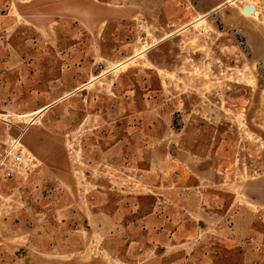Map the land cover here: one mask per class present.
Here are the masks:
<instances>
[{"label": "rangeland", "instance_id": "374dc122", "mask_svg": "<svg viewBox=\"0 0 264 264\" xmlns=\"http://www.w3.org/2000/svg\"><path fill=\"white\" fill-rule=\"evenodd\" d=\"M228 1L97 0L95 3L100 7L98 20L91 26L95 39L88 32L83 38L87 44L84 48V57L87 55L85 63L94 61L88 59V55L93 53L91 51L95 48L96 63L103 61L101 56H104L108 58L107 64H116L113 56L119 54L113 44L120 43L116 39L128 42L133 40L132 52L138 56L130 60L125 54L130 51L123 50L125 52L120 53L122 57H119L118 62L124 61L119 67L121 71L128 67L135 70L122 75L121 78H113L121 80L119 94L133 86L134 101L129 103L120 97L113 98L110 93L112 86L105 85V81V84L91 88L97 94L98 100L87 106L90 115L81 126V131L77 132L83 120V117L76 113L79 111L77 101L70 103V109L75 113L69 118H64L63 123L59 120L58 127L74 132V137H86L88 133L99 131L106 125L109 121L106 116L108 110L130 113V106L132 115H139L143 110L142 93L149 88L155 91L151 104L155 110L151 112L150 117H143L145 125L149 128L144 135L150 146L146 150L149 153L143 158L141 168L151 164L154 171L158 168L163 173L183 168L181 173L193 179L197 174L203 175L204 181L215 178L222 181L226 177L227 182L232 181L234 184L242 179L241 175L248 180L250 176L264 179V0H234L231 3ZM250 4L255 7L256 15L245 18L241 12L242 7ZM218 6L220 7L214 10ZM201 16L205 17L203 21L194 23ZM14 19L13 6L6 7L0 13V59L3 56L9 58L3 84L8 88V92L14 94L12 104L7 107L0 105V109L12 110L13 121L26 125L21 142L34 148L33 127L37 125L47 132L45 126H55L58 121H55L53 115L49 118L43 116L46 111L36 117L32 125L27 126L30 117L17 116L54 105V101L59 100V103L66 92L73 94L70 93V86H57L49 90L45 82L46 79L57 76L56 67L61 53L77 39L69 38L67 34L70 28H74L73 23L61 21L58 15L54 16L52 21L40 23L39 28L29 22ZM116 32H120V35L114 38ZM145 49L146 51L140 54ZM23 61L33 63L31 74L21 68ZM142 69L147 70L142 72ZM152 71L165 77L166 84L163 89L158 88ZM142 77L148 81H140L137 84L135 79ZM19 78L22 81L21 86H16V80ZM99 112H103V115ZM117 115L113 121L123 130V114ZM92 126L95 129L92 130ZM122 130L118 131L122 133ZM133 136L137 141V134L134 133ZM25 145L21 144L23 154L33 159ZM184 167H187V170ZM224 168L227 171H224ZM13 186L7 195L14 193L18 185L14 183ZM2 189L5 188L0 184V199L4 197ZM215 191L217 193L214 192L215 197L211 199L216 202L217 207L223 208L232 203L233 199L228 192ZM28 200L24 194L7 198L5 219H9L12 224L17 222L16 208L29 211ZM143 202L145 209L149 206V201ZM46 203L43 202L42 205H47ZM59 203L62 204L61 201ZM197 206L195 197H187L186 209L192 212L197 210ZM0 218H3V213H0ZM191 220L198 221L196 224L201 225L212 222L210 218L206 219L208 221L193 218ZM221 222L222 220L218 219L215 223L219 225ZM256 226L264 242V207L261 222ZM11 232L13 233V229ZM13 238L14 235L9 232L7 237H4L0 231V264L3 254L10 251L14 256L18 255L20 246ZM193 238L194 236L187 234L181 238V242H189ZM105 243H109L107 238L103 240L102 246ZM103 248L102 250L107 252L108 249ZM198 248L200 251L206 249L204 244ZM177 249L179 250L169 252L174 253L170 264L175 262V259L178 260V255L189 251L187 248ZM206 252L208 257L201 260V264H264V248L256 261L251 256L245 263L240 253L225 252L218 244L211 246ZM198 257L202 258L196 256L188 262L183 261L182 264H196Z\"/></svg>", "mask_w": 264, "mask_h": 264}, {"label": "crops", "instance_id": "0c3cea01", "mask_svg": "<svg viewBox=\"0 0 264 264\" xmlns=\"http://www.w3.org/2000/svg\"><path fill=\"white\" fill-rule=\"evenodd\" d=\"M96 1L0 0V13L6 7L13 6L14 21H26L36 28H39L43 21H52L57 15L67 24L72 22L74 28H70L67 34L69 38L77 39L61 53L60 61H56L57 76H52L45 82L49 90L57 86H70L72 90L70 93H73L66 92L67 94L61 97V101L49 105L43 115L46 118L53 115L55 121H58L57 124L45 126L47 132L37 125L33 127L34 148L22 143L27 147L34 161L30 165L28 175L22 178L17 176L12 180H0V184L5 188L1 190L4 197L0 199V213H3V218H0V231L4 237H7L8 232L14 235V242L20 246L17 256L10 251L8 254H3L1 264H107L108 262L170 264L174 253L169 252L179 250L177 248H187L189 251L178 255V260L175 259L171 264H182L183 261L188 262L196 256L202 257L196 260L202 263L201 260H206L208 257L207 249L217 244L225 252L240 253L244 263L251 256L256 261L264 248L261 233L256 229V224L261 222L264 207V179L250 176L248 180L241 175L242 179L234 184L232 181L227 182L226 177L222 181L216 178L204 181L203 175L197 174L193 179L181 173L183 168L172 170L170 173H163L157 168L159 174L154 171L151 164L141 168L143 158L149 153L146 150L150 146L144 135L149 128L145 125L143 117H150L151 112L155 110L151 107L155 91L146 88L142 93L143 110L139 115H132L133 110L130 106H128L130 113L108 110L106 116L109 121L105 123L106 125L99 131L88 133L86 137H81L82 135L74 137V132L58 127L59 120L63 123L64 118H69L75 113L70 109V103L77 101L79 111L76 113L83 117L77 132L81 131V126L90 115L87 106L98 100L97 94L91 88L105 84V81H107L105 85L112 86L110 93L113 98L120 97L129 103L134 101L133 86L119 94L121 80L113 78V76L121 78L122 75L135 70L133 67H128L121 71L119 67L124 61L118 62L119 57H122L120 53L125 52L123 50L130 51L125 53L130 60L138 56L132 52L133 40L128 42L116 39L120 42L113 44L119 54L113 56L116 64H107L108 58L104 56H101L103 61L96 63L95 48L91 51L93 53L88 55V59L94 61L88 60L89 62L85 63L87 55L84 57V48L87 44L83 38L88 32L95 39L91 26L98 20L97 13L100 11ZM117 35L119 36L120 32H116L114 38ZM21 63L24 71L25 64L34 67L29 61ZM146 70L142 69V72ZM152 72L158 88L163 89V85L166 84L165 77H161L155 71ZM140 81L146 83L148 80L146 81L144 77L135 79L137 84ZM21 82L19 78L15 85L21 86ZM4 87L5 92L13 98L14 94L8 92L5 84ZM9 112L14 120L12 110ZM101 114L103 115V112ZM117 114H123L121 116V121H124L123 130L113 121ZM38 121L39 119L35 124ZM90 128L95 129L93 126ZM118 130L123 132L120 133ZM134 133L137 134V141L134 139ZM6 135L0 123V151L4 149L2 145L7 142ZM125 155H128V159H125ZM127 167L135 168L145 174L148 193L131 194L129 191L121 190L122 172ZM184 169L187 170V167ZM224 171L227 169L224 168ZM173 173H176L177 177L170 179L169 174ZM14 183L18 185L15 192L7 195L14 188ZM36 186L41 190H49L51 194L42 197L40 190H34ZM215 190L228 192L233 199L232 203L223 208L217 207L216 202L211 199L217 193ZM15 194L19 196L24 194L28 197L30 210L17 207L18 221L12 224L9 219H5L7 213L5 200ZM189 196L195 197V203L198 205L197 210L192 212L185 207V201ZM159 198L162 200V218L157 219L154 211L155 202ZM145 200L149 201V206L143 209ZM60 201L62 204L59 203ZM43 202H47V205H42ZM186 215L189 216L187 221ZM192 218L205 219V221L210 218L212 222L201 225V223L196 224L198 221L194 222ZM218 219L222 220L219 225L215 223ZM134 221L137 222V226L133 225ZM158 229H161L160 234L156 232ZM187 234H191L194 238L189 242H181V238ZM125 236L126 239L123 238ZM106 238L109 243L102 246ZM203 244L206 249L200 251L198 247ZM103 247L108 249L107 252L102 250ZM250 253L253 255H249Z\"/></svg>", "mask_w": 264, "mask_h": 264}, {"label": "built area", "instance_id": "2783aa9c", "mask_svg": "<svg viewBox=\"0 0 264 264\" xmlns=\"http://www.w3.org/2000/svg\"><path fill=\"white\" fill-rule=\"evenodd\" d=\"M9 58L3 56L0 59V105L7 107L12 104L13 98L10 94L5 92V87L3 84V78L8 70ZM33 68L31 64H25V71L27 73H32ZM0 123L3 125L4 130L8 135V140L2 146L3 150L0 151V180H12L15 177H23L28 175L30 165L33 163V159H29L23 154L21 137L26 130V125L15 123L12 120V114L8 111L0 109ZM24 126V127H20ZM14 132V134H13ZM125 159H128V155H125ZM177 177L176 173L170 175V179ZM122 186L121 190L129 191L131 194H146L149 191L145 180V174L140 170L135 168L127 167L122 172ZM34 190H40V195L42 197L49 196L51 193L49 190L40 189L38 186L34 187ZM92 200V199H91ZM154 214L157 219L162 218V200L159 198L155 202ZM189 216H185L187 221ZM134 226H137V222H133ZM157 234L161 233V229H158ZM126 239V236L123 237ZM196 264H201V262L196 261Z\"/></svg>", "mask_w": 264, "mask_h": 264}, {"label": "bare ground", "instance_id": "6f19581e", "mask_svg": "<svg viewBox=\"0 0 264 264\" xmlns=\"http://www.w3.org/2000/svg\"><path fill=\"white\" fill-rule=\"evenodd\" d=\"M234 0H229L228 2L229 3H231V2H233ZM250 3V2H249ZM251 5H253V4H250V5H246V6H251ZM220 6H218V7H216L214 10H216V9H218ZM242 11V10H241ZM256 15V13L254 12L252 15H244V17L245 18H250V17H253V16H255ZM205 17H199L198 19H196L195 21H194V23H201L202 21H203V19H204ZM183 29V28H182ZM144 51H146V49L145 50H143V51H141L140 52V54H142ZM88 84V83H87ZM59 101V100H58ZM58 101H54L52 104H55V103H57ZM48 108H49V106H44V107H41V108H39L38 110H36V111H34L33 113H30V114H27V115H23V116H17L18 118L19 117H30V119L28 120V122H27V126H30V125H32V123H33V121L35 120V118L36 117H38V116H40V115H42L43 113H45L47 110H48Z\"/></svg>", "mask_w": 264, "mask_h": 264}, {"label": "water", "instance_id": "95a60500", "mask_svg": "<svg viewBox=\"0 0 264 264\" xmlns=\"http://www.w3.org/2000/svg\"><path fill=\"white\" fill-rule=\"evenodd\" d=\"M242 14L243 15H252L255 12V7L254 6H246L244 5L242 7Z\"/></svg>", "mask_w": 264, "mask_h": 264}]
</instances>
